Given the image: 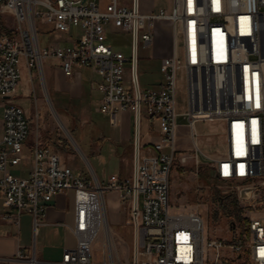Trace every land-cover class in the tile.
<instances>
[{"label": "built area", "instance_id": "built-area-1", "mask_svg": "<svg viewBox=\"0 0 264 264\" xmlns=\"http://www.w3.org/2000/svg\"><path fill=\"white\" fill-rule=\"evenodd\" d=\"M0 14L15 20L10 33L0 30V99L5 100L0 196L16 217L32 213L36 230L53 198L73 190L71 229L77 238L76 247L66 249L61 260H41L35 251L18 249L14 257L0 258V264H94V243L107 219V191L129 201L133 225L137 219L138 259L132 264H264V0H173L169 12L155 14L141 13L139 0H0ZM160 22L170 24L171 54L162 58L160 85L143 90L137 50L153 42ZM39 23L65 33L78 28L80 34L67 45L41 47ZM115 30L131 34L130 57L108 42ZM47 59L57 60L67 78L91 69L100 78L95 84L102 93L97 111L112 124L123 111L134 114L131 178H82L63 164L58 151L43 145L34 148L27 177L11 172L25 159L31 123L25 109L7 99L20 84L23 60L29 69L41 71ZM180 70L186 76L185 112L177 109ZM143 117L158 124L156 140L143 141ZM179 118L190 132V156L177 146ZM216 121L224 125L226 151L212 156L199 147L195 126ZM189 157L197 165L203 157L216 178L231 183L246 203L242 221L228 225L231 239L207 236L200 214L173 208L172 171L176 160L186 165ZM0 216L17 219L11 213Z\"/></svg>", "mask_w": 264, "mask_h": 264}, {"label": "rangeland", "instance_id": "rangeland-1", "mask_svg": "<svg viewBox=\"0 0 264 264\" xmlns=\"http://www.w3.org/2000/svg\"><path fill=\"white\" fill-rule=\"evenodd\" d=\"M139 2L141 13L143 14L158 12V8L161 5L167 8L168 11H170L172 7V0H139ZM145 3L148 5V8L145 7ZM164 23L165 22H160L156 25L154 29V40L149 46L143 47L141 44L138 46L137 73L140 86L143 90L151 89L156 83L163 80V76L160 73V65L163 55L169 49L167 35L168 33H170V35L172 33L170 24L166 26ZM166 27L170 29V32L165 30ZM79 34L80 30L78 28L72 29V35L75 38ZM39 40L41 46L57 41L53 34L44 32L40 33ZM108 42L112 44L115 51H120L128 57L131 56L132 37L130 33L115 30L113 33H109ZM65 43L66 42L62 41V44ZM178 53L181 56L182 47L180 36H178ZM126 67L129 68V65ZM82 77L83 82L88 84L90 81L89 72L84 70ZM95 79H99V77L96 76ZM45 83L43 85L41 78L37 76L33 84L31 78L29 79L28 77L27 84L29 86V94L25 97L21 92L17 94V99L26 108L30 121H34L32 126H34L35 130L39 129L43 133L50 129L54 130L56 134L55 140L61 142L64 147L71 151L69 153L62 151L61 154L63 159L78 174L90 172L94 178L98 179L95 174L96 171L99 178L103 180L105 176L112 171L120 172V157H115L114 154L108 151L103 152L98 157L89 153L88 142L91 139L90 134L99 132L97 131L98 129H95L94 125H88L84 128L79 127L73 132L80 146L87 154L89 163L93 166L95 171L92 170V167L88 166L85 159L76 151L79 150L78 144L69 126L64 125L58 114V110L51 101L48 87ZM35 89L36 95L34 94ZM98 96L99 94L95 92L91 100L95 102ZM176 97L178 111L185 112L187 110L186 76L184 71L181 70L177 73ZM55 100L56 98L54 95V101ZM3 102H5V100H0V121L3 117ZM88 102L87 106L90 107V102L92 101L89 99ZM61 113L64 118L67 119L65 112L61 111ZM143 115H145L144 109ZM93 118L101 127H105L106 132L108 131L107 121L96 113ZM178 123L180 128L177 130V146L181 151H184V154L190 156L192 154L190 151L192 147L190 132L188 128L183 126L182 123H185V121L182 118L178 119ZM140 131L143 138L147 137L148 131L152 132L148 127L145 117L141 119ZM195 131L197 133L198 145L205 153L212 156L225 153L224 125L221 122H198L195 126ZM10 169L12 171L13 167H10ZM112 196L113 193L111 192H106L105 194L108 204V218L112 216L113 212L110 204ZM128 203L130 204L129 201ZM171 204L175 210L180 212H197L200 214L204 220L207 236L227 239L233 237L232 232L228 231V225L230 222L239 223L242 221V207L246 205V203L240 202L236 190L231 183H226L216 178L211 165L203 160V157H201L199 165L195 164L193 159L189 157L186 165L179 163L174 166L171 175ZM127 210L131 219L130 232L127 233V225L119 227L118 233H120L122 239L116 237L107 222L108 220H106L105 231L100 233L94 243V264H111L112 262L115 264H132L134 262L135 242L132 230L134 225L131 212L129 209ZM249 210L248 206L244 208L246 212Z\"/></svg>", "mask_w": 264, "mask_h": 264}, {"label": "crops", "instance_id": "crops-1", "mask_svg": "<svg viewBox=\"0 0 264 264\" xmlns=\"http://www.w3.org/2000/svg\"><path fill=\"white\" fill-rule=\"evenodd\" d=\"M147 6L148 5H146L145 3V7ZM161 10H166L167 12H169L168 9L164 8L162 5L158 8V12ZM158 12L146 13L155 14ZM164 24L166 26L169 25V23L167 22H165ZM14 25L15 20L12 15L0 14V30L3 29L10 33ZM39 30V35L41 32L53 34L57 40L55 42H50L45 46L40 45L41 47H48L57 44L67 45L76 39L72 35V31L70 33L60 32L55 30L52 25L46 23H39ZM165 30H168V32H170V29H168V27H166ZM167 36L169 41V49L163 55V57L169 56L171 54L170 33H168ZM62 41L66 43L62 44ZM21 69L22 78L20 84L14 95L11 98L7 99L8 101L21 105L25 109V112L27 114L26 108L17 99V94L21 92L24 97L27 96L29 94L27 78H31V81L34 84L35 79H37L38 76L39 78H41L43 85L46 82L45 85L48 87L51 101L57 108L58 114L60 115L64 125L69 126L71 133L73 134L75 141L77 142L79 147V150H75L81 154V156L87 162L88 166L92 167V170L95 171L93 166L89 163L87 154L84 152L73 133L79 127L84 128L88 125H94L95 129H98L97 131H99L98 133H96L97 135L93 133L90 134L91 139L88 142V149L91 155L98 157L103 152L108 151L111 154H114L115 157H120L121 171H112L107 174L103 180L99 178L98 173L95 171L98 180L101 182H105L109 177L108 175L111 174H117L121 178H131L134 165V114L131 111H123L117 116L115 124H112L108 115L97 111L100 99L102 98V93L95 87V84L99 81L100 78L95 79L97 75L93 73L91 69L84 68L74 78H67L64 75L59 62L55 59L44 60L42 63L41 71L37 67L29 69L26 66L25 61L23 60ZM84 70L88 71L90 74V81L88 82V84H85L83 82L82 76ZM162 81L156 83L153 88L158 87ZM95 92L98 93L99 96L98 99H96L94 102V100H91V98L93 97ZM34 94L36 95V89L34 90ZM54 95L56 98L55 101ZM89 99L90 101H92L90 102V107L87 106V103H89ZM61 111L65 112L67 119L64 118ZM95 113L101 116V118H103L105 121H107V132L105 131V127H101V125H99V123L94 120L93 117ZM27 117L30 121V117L28 115ZM33 122L34 121H30L31 132L24 143L25 159L20 165L13 167L11 172L14 175L21 177H27L29 175L33 168V151L37 145L49 146L58 151L60 153L63 164L69 166L68 163L63 159L61 153L62 151L68 153L71 151H69L68 148L64 147L61 142L55 140L56 134L54 133V130L50 129L49 131H44V133L39 129L35 130L34 126H32ZM146 122L152 132L148 131L147 137L144 138L143 141L149 142L151 140H156L159 136L158 124L148 119H146ZM182 124L184 127H186L184 123ZM178 128L180 127L178 126ZM3 131L4 123L2 117L0 121V138L3 135ZM179 163L180 162L176 160L175 165ZM73 172L75 175L85 179L90 180L91 178H93L90 172L80 174L76 173L74 170ZM107 192L113 193V196L110 200L113 212L110 218H108L107 212V222L109 223L116 237L121 238L120 233H118L119 227L127 225V233L130 232L131 219L127 210H130V204L128 203V201L124 202L123 200H121L117 191ZM105 204L107 210L108 204L106 202V198ZM74 209L75 192L73 190H68L65 193L56 195L53 200L47 205L46 213L40 219V225L35 230L34 217L32 213L23 212L19 217H16L15 209L12 207H6L4 205L3 197L0 196V215L11 213L18 219H16L17 221L5 220L0 216V258L14 257L18 249H23L26 254H30L35 251L36 256L41 260H61L64 251L66 249L76 247L77 244V238L71 229L74 226ZM132 230L135 242L134 227Z\"/></svg>", "mask_w": 264, "mask_h": 264}, {"label": "water", "instance_id": "water-1", "mask_svg": "<svg viewBox=\"0 0 264 264\" xmlns=\"http://www.w3.org/2000/svg\"><path fill=\"white\" fill-rule=\"evenodd\" d=\"M241 197L246 196V190H242L240 192ZM134 232H135V245H134V261L136 262L138 259V242H137V219L134 218Z\"/></svg>", "mask_w": 264, "mask_h": 264}, {"label": "bare ground", "instance_id": "bare-ground-1", "mask_svg": "<svg viewBox=\"0 0 264 264\" xmlns=\"http://www.w3.org/2000/svg\"><path fill=\"white\" fill-rule=\"evenodd\" d=\"M106 217L104 218V231H105V223H106ZM106 227H107V225H106ZM108 244H109V242H108ZM109 246H110V244H109ZM111 264H115L114 262H112Z\"/></svg>", "mask_w": 264, "mask_h": 264}]
</instances>
